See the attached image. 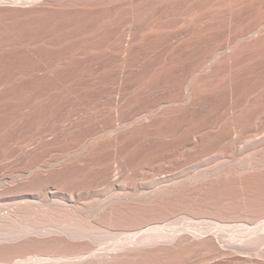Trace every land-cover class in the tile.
<instances>
[{
  "label": "bare ground",
  "instance_id": "obj_1",
  "mask_svg": "<svg viewBox=\"0 0 264 264\" xmlns=\"http://www.w3.org/2000/svg\"><path fill=\"white\" fill-rule=\"evenodd\" d=\"M18 1L19 2L15 1L17 4L14 5V6H18V7H20V9L23 8L22 10H24L25 7H22V6L26 5V7L28 8L27 10H29V13L33 14L32 16L38 15L40 17L41 15L48 16V15H51V14L61 13L63 11H72V10H74V12H75V10H76V12H77V10L79 11L81 9H83V10L86 9L87 10V9H89L91 7L93 8V6L94 7L95 6H97V7L98 6L105 7L106 10H107V8L109 6L110 8H112L114 10V12L115 11L118 12L119 9L121 7H124V6H132V8H133V6H135V5H138V4H142L143 5L144 4L145 6H143V7H146V5L150 6V4L153 5L155 3H156L155 5H157V6H159V5H160V7L163 6L164 7V11H165L166 9L171 10V8H170L171 5L175 6V4L172 3V1H176V0H18ZM181 1L182 0H180V2ZM230 1H232V0H229V2ZM250 1L252 2V4L253 3L254 4L257 3L259 5L257 7L255 5V8L249 9L248 11H239L237 13V15L233 14V13H231V14L229 13L230 14L229 18H232V19L236 15L235 17H236L237 23H238V25L236 24L237 28H232L233 26L232 27L230 26V25H232V23L230 25L227 23L229 26L222 25V24H220V22L216 23L215 25H212L210 23V21L206 20L205 23H202L203 25H201V27L199 25L197 26V27H199L198 29L197 28L196 29H190L189 27H186V28H183V29L180 28L179 30H177L176 32H174L172 34L171 33L168 34V33L164 32V34L165 33L167 34V35L165 34L164 37H162L163 34L162 35L160 34V32H162L160 29H159L160 32L158 31L159 34H155L154 32H149L148 33L150 35H153V38L156 40L155 42L153 40V44L155 43L154 44L155 47H161V53L158 51L159 55L157 54V56L159 57V58L158 57L157 58L160 61L159 65L157 64L158 62H156V64L153 63L155 66L156 65L159 66L156 69V71H158L157 73L159 74V75L156 76V77H158V78H156L157 81L154 79L156 81V84H154V81L151 82V80H153L152 79V73L146 72V73L150 74V75L148 74L149 76L145 74V76L149 77V78L145 77V78H148V80H146L145 84L148 86L149 91H148V88L147 89L145 88L148 92H147V95L145 94L146 95V97H145L146 106L141 104V106H143V108H145L142 112H139L141 110L134 111L133 110L134 106H132L133 107V109H132L130 104L126 105L127 99H126V95L125 94H127V91L125 93L124 92L125 90L122 89V85L123 84H122V80L120 79L122 77H120L119 78L120 80H117V82L119 84V89L118 90L116 89L117 90V92H115V93H117L115 95L116 97L115 98L113 97L114 99L112 100V103L110 105L111 108H110V112H109L110 115L109 116L112 118L113 122L109 121L111 123L108 126H106L107 125L106 124L105 125V129L104 128L103 129H97L96 133L93 134V135L84 134V135H86V137L84 136V139L82 140V142H80L81 140L79 141L80 145L77 144V142H76L77 145H75V146H73V144L71 145V143H69L70 142L69 140H71V138H73L72 137L74 135L73 132H76V130L74 131V129L75 128L80 129V127L82 126L81 122L79 123L77 121L79 124L78 123L75 124L74 120L73 121L71 120V118L73 117V115L71 114L73 109L71 110L69 108L67 110L68 114L65 113L67 115L64 116V117L62 115L59 118L58 115H57L58 118H55V120L53 121L54 127H53L51 132H52L53 136H56L57 138L59 137L61 140L63 139L64 143H66L65 147H64L66 149L64 150V153H62L64 155L63 156L61 155V157H58L55 154H53L54 153V151H53V153H50L51 155H49L47 158H41L40 155H39L40 158H33V157L24 158L25 157L24 156L23 157L24 159H21V161H19L18 164H20V162H22V163H24L27 166V168L26 167H25L26 169L17 168L16 171L14 170L15 172L12 171L13 174L14 173L15 174L13 176V174L11 173L13 178L12 179L9 178L10 179L9 181H7L8 179H6V176L4 177V179L0 180V188H1V186H4V187L7 186L8 187L9 184H12V185H16V184H18V185L19 184H23V185L24 184H32V186H33L35 184L34 181L36 179H38V182H39V180L41 181V179H42V185L41 186L39 185L40 188L38 187L39 188V192H38V189H37V191H35V192H38V194H35V196H33L34 193L32 195V194H27V193L23 192L24 194L22 193V195L21 194H20V196L18 195V199H20V202L18 203V205H16L14 208L12 207V208L6 209L3 212L0 211V245H2V243L4 244L5 242H10V243L15 242V241L18 242V240H23L26 237L29 238V236H31V235H36V236L39 237V236H46V235H52V234H57V235L61 234V236L63 235L65 237H67V238H70V239L72 238V239H75V240L76 239L77 240L78 239H80V240L84 239L85 240V238L89 239V238L95 236L94 234L96 232H98V231L100 232L104 228V226L102 224H100V222L98 221L99 224L102 225V227H103L102 229H100V227L97 224H94L96 221L94 223H92L94 220H92V219H91L92 221L91 220H87L83 216L84 213H85V210L87 212V208H86L87 207V203H85V201H87L86 199H90V201L93 200L94 201L93 203L96 202V206H97V204L98 205H102L101 206V210H100L101 213L103 215H109L108 217L111 218V217H113L112 216L113 214L115 215V214H119L121 212L123 213L122 210H125V209L128 210V208H126V207H129L127 205H130L131 203L134 204V205L132 204V207L133 206L135 207L136 205H141V206H144V205H148L149 206L150 205V206H154V207H157V206L159 207V206H166V205H168V206L171 205L172 206V205H177V204L185 205L186 203H189L191 205V203L195 202V201L193 202L192 200H194V195L193 194L196 191L202 192V191L205 190V188H207L211 192V189L213 187L214 188L217 187L216 183L219 184V181H223L224 184H225L224 180L228 181V178H231L232 181H234L233 179H239L237 177H241L242 178V176H245V174L247 175V173L249 171L252 172V173H253V171H255V172L256 171L257 172L260 171L261 172L262 169H264V157L259 156L258 153H262L264 151V136H263V133H264L263 132L264 131L263 130L264 129V0H250ZM250 1L247 0V2H248L247 6L249 5ZM2 2L6 3V1L0 0V5L1 6L3 4ZM178 2H179V0H178ZM222 2H224V1H222ZM241 2L243 4V1H241ZM185 3H183V4L185 5ZM178 4H182V3H178ZM234 4H232V5H234ZM242 4H239V5H242ZM245 4H246V2H245ZM252 4H251V6H253ZM235 6L237 7V5H235ZM97 7L95 9H98ZM15 8H17V7H15ZM138 8L141 9V6H138ZM206 8H208V7H205V9ZM230 8H235V7H233V6L231 7L230 6ZM237 8H239V6ZM126 9H127V7L126 8L124 7L125 11H126ZM131 9H128L127 11H130ZM134 9H132V10H134ZM101 10H103V8ZM110 10L111 9H109V11H108L109 13L111 12ZM161 10H162V7H161ZM195 10H196V8H195ZM8 11H9V9H8ZM18 11H20V10H18ZM94 11L95 10H93L92 12H94ZM137 11H135V12H137ZM235 11H236V8H235ZM237 11H238V9H237ZM76 12L72 13V14L75 15ZM133 12L134 11H132V13ZM163 12H161V13H163ZM200 12H201V10H200ZM206 12L209 13L210 11H206ZM24 13H27V11L24 12ZM99 13H100V10H99ZM124 13H122V14H124ZM156 14H157V12H156ZM206 15H208V14H206ZM206 15L205 16L203 15L204 18H199V19H206L207 18ZM216 15H218V14L216 13ZM15 16H16V14H15ZM108 16H109V14H108ZM123 16H125V15H123ZM133 16H135V15H133ZM148 16H151L150 13H149ZM170 16H172V15H170ZM208 16L210 17V15H208ZM30 17H31V15H30ZM153 17H154V15H153ZM84 18H86V17L84 16ZM149 18H151V17H149ZM178 18H180V17H178ZM178 18H176V19H178ZM217 18L218 19H216V18H214V19H216V21H217V20H219V17H217ZM30 19H33V18H30ZM91 19L93 20V18H91ZM112 19H113V17H112ZM116 19H118V18H116ZM119 19H121V18H119ZM146 19L148 20V17ZM73 20H75V19H73ZM85 20H87V19H85ZM173 20H174V18H173ZM173 20H172V22H173ZM226 20H224V21H226ZM66 21H67V19H66ZM66 21H65V24L67 23ZM77 21H79V20H77ZM127 21H128V19H127ZM149 21H150V19H149ZM204 21L205 20H203V22ZM128 22H130V21H128ZM36 23H35V25H36ZM137 23H138V20H137ZM137 23H136V25H137ZM93 24H95V23H93ZM126 24H128V23H126ZM175 24H174V26H175ZM180 24H181V22H180ZM224 24H226V22H224ZM75 25H77V23ZM143 25H145V24H143ZM93 26H95V25H93ZM100 26H102V25H100ZM120 26H122V25H120ZM156 26H159V25L156 24L155 27H153V28H156ZM178 26H176V27H178ZM161 27H164V26H161ZM167 27H164V28H167ZM176 27H174V28H176ZM122 28H124V26ZM135 28H136V26H135ZM87 29H85V30H87ZM131 29L132 28H130L128 30H121V29L118 28L117 30L113 29V31H112V33L115 32L117 34V32H119V30H120L119 34H121V36H120L121 39L119 38V40H121L120 41L121 43L119 42L120 45L119 44H115V43L114 44L118 46L117 48L115 46L116 50H119V51L123 52L124 54H122L123 56H120L118 54L119 51H117L116 52L117 56L114 55L116 57H113V58H115L114 60H117V61H120L121 63H123V65H126V64H128V62H131V61L137 59L136 57H138V56H134L135 54L136 55L138 54V53L135 52V50L138 49V48H139L138 50H140V47H138L134 43L135 42L136 43L137 42H144L145 40H147V37L150 36V35L146 36L147 35V34H145L146 32L145 33L142 32V34L139 35V36H141V37H139L140 39H137V35L140 34L139 31L136 30L137 28L135 30H131ZM171 29H172V27H171ZM75 30H77V29H75ZM152 30H154V29H152ZM162 30H164V29H162ZM167 30H168V28H167ZM71 31H72V29H71ZM154 31H156V30H154ZM45 32H46V30H45ZM107 32H109V31H107ZM44 33H42V34H44ZM48 33H49V31H48ZM115 33H114V35H115ZM63 34H61V35H63ZM110 35H111V33H110ZM113 36H112V39H115ZM78 37H79V35H78ZM159 37H162V39H160ZM66 38H68V35H67ZM58 39H60V38H58ZM108 39H110V38H108ZM41 40L43 41L42 38H41ZM62 41H63V39H62ZM65 42H66V40H65ZM101 46L102 45H100L99 47H101ZM105 46H106V44H105ZM105 46H103V47H105ZM69 47L70 46H68V48ZM71 47H73V46H71ZM112 47H113V45H112ZM95 49H96V47H95ZM156 49H160V48H156ZM114 52H115V50H114ZM112 53H113V51H112ZM78 54H79V52H78ZM59 55H61V54H59ZM70 57H68V58H70ZM86 57H87V55H86ZM41 58H39V59H41ZM91 58H93V57H91ZM140 58H141V56H140ZM80 59L82 60V58H80ZM152 59H153V57H152ZM103 61H105V60H103ZM74 62H75V60H74ZM153 62H154V59H153ZM151 63H152V61H151ZM119 65H120V63H119ZM96 66H97V64H96ZM131 66H133V65H131ZM151 66H153V65H151ZM128 70H130V69H128ZM98 72H100V71H98ZM96 73H94V74H96ZM141 75H142V73H141ZM153 75H156V74H153ZM250 75H251V79L252 80H249L250 78L247 79ZM110 79H111V77H110ZM141 80H143V78ZM99 81H100V79H99ZM107 81L108 80H106L105 82H107ZM110 81H112V80H110ZM76 82H78V81H76ZM94 83H93V85H94ZM98 83L99 82H97V84ZM107 83H109V82H107ZM114 83H115V81H114ZM57 84H59V83H57ZM132 84H135V83H132ZM151 84L156 85L155 87H156V89H158L157 90L158 94H155L154 91L150 90V88L152 87ZM94 86H96V84ZM217 86H219V88ZM220 86L222 88H220ZM212 87H217V90L221 89V93L219 94L220 96L216 98L218 93L217 94L214 93L216 95L215 96L213 93L211 94L209 92L211 95L215 96L214 97L215 100H213L211 102L207 101V102H209L208 107H207L206 105H204V103H206V102L203 103V99H204L203 96L204 95H202V94L206 90H210V88H212ZM52 88H53V86H52ZM85 88H86V86H85ZM89 88H91V86ZM113 88H116V87H113ZM132 88H135V86L132 87ZM146 90H144V91L146 92ZM212 90H213V88H212ZM72 91H74V90H72ZM128 91H130V89ZM144 91H143V93H145ZM111 93H112V91H111ZM130 93L132 94V92H129V94ZM139 93H137V94H139ZM141 93H142V91H141ZM209 93H207V94H209ZM57 95H59V94H57ZM140 95L141 94H139V96ZM207 96H209V95H207ZM130 98H131V96H130ZM141 98H142V96H141ZM131 99H134V98H131ZM135 99H137V98L135 97ZM210 99L208 98L207 100H210ZM134 101L136 103V100H134ZM128 102H129V100H128ZM62 104H63V102H62ZM139 104H140V102L138 103V105ZM136 105H137V103H136ZM127 108H129L128 109L129 110L128 116H126L127 115L126 114L127 113ZM130 109H132L133 112H130ZM101 110L99 112H101ZM99 112H98V114H99ZM102 112H103V110H102ZM82 116H83V114H82ZM102 117H104V116L102 115ZM50 119H52V118L50 117ZM76 119H78V118H75V120ZM108 120H110V118ZM116 120L118 122H120V123L119 124L116 123ZM88 122H90V121H88ZM181 122L184 123V125L180 126ZM194 122H197V123L194 124ZM85 130H86V128H85ZM260 131L263 132V133H260ZM233 132L240 133V136L237 133L236 134L238 136L234 135ZM80 133H81V130H80ZM258 134H259V137H257ZM260 134H262V138L260 137ZM52 139H53V137H52ZM141 139L145 140V142L147 143V146H148L147 151H146V149H144V147L141 146V149L143 148L144 151L147 152V155H145L146 157L144 158V160L142 161V163L138 167L135 166L136 168L135 169L132 168L131 171H129V169L126 170L127 166L125 168L124 167V163H123L124 155H125V152L127 150L125 148V146L126 145L128 146L129 143L131 144V146H132V143H134V144L136 143L137 144L138 142H140L139 140H141ZM24 143H25V141H24ZM74 144H75V142H74ZM136 144L134 145L135 147H136ZM141 145H142V143H141ZM36 147H37V145H36ZM145 147H146V145H145ZM21 148H23V147H21ZM139 148H140V146L138 147V149ZM32 149H33V147H32ZM143 149H142V151H143ZM212 149L213 150L215 149V151H217L216 156H214V155L213 156L210 155L211 157L210 156H204L206 153H208V151H210ZM26 150H28V149H26ZM60 150H62V149L60 148ZM135 151H136V149H135ZM193 151H199L201 153L203 152L204 155L203 154H198L199 157H200V160H197L198 159L197 156H196L197 157L196 160H192L191 159L192 161H196V163H198V164H196L197 165L196 167L191 168L189 166L190 168H185V166L181 162L184 159H186V160L189 159L188 157L192 154ZM215 151L213 152L214 154H215ZM259 151H261V152H259ZM104 153H107V158L105 157L106 155ZM195 153L196 152H193V155ZM126 154H127V152H126ZM132 154H134V153H132ZM132 154H131V156H133ZM129 155H130V152H129ZM200 155L204 156L205 158H207V157L208 158L205 159L204 157H201ZM127 157H129V156H127ZM127 157L125 159H127ZM137 157H139V156H137ZM140 157H142L141 154H140ZM215 157L218 158V161H217V159ZM19 158H21V157H19ZM134 158H136V157H134ZM201 158H204V159H201ZM219 158H220V160H219ZM141 159L142 158H139V160H141ZM129 161H127V162H129ZM197 161H200V162H197ZM137 162H139V161H137ZM184 162H185V160L183 161V163ZM132 163H133V165H135L134 162H132ZM181 164L184 166L185 169L182 168V166H180ZM129 165H130V163H129ZM88 171H90V174H91L90 176L95 181L96 180L97 181L98 180L105 181L104 182L105 184H104L103 187H104V191L106 192L105 195H107V196L104 197L105 195L103 194L104 195L103 196L104 199L98 200L100 198H96V197L98 196V192L99 191H96V190H94L92 188L86 189L85 191L82 190L83 192H77V191L76 192H74V191L72 192L71 191V193H64V192H62L63 189L59 190L58 187L60 185L64 184V183L76 182V181H79V180L83 179L82 177H84V175ZM144 176H146V177H144ZM252 176H254V175L252 174ZM8 177H10V176H8ZM143 177L146 180V181H144L145 182V184L143 185L144 187H142L140 185L138 186V181L140 179H142ZM144 178L142 180H144ZM248 178H249V176H248ZM248 178H246V179H248ZM258 180L260 181V179H258ZM249 181H251V180H249ZM131 182H134V185L133 184L131 185L130 184ZM247 182H248V180H247ZM80 183H81V181H80ZM230 183H232V182H230ZM140 184L142 185L143 182L140 183ZM232 185H233V183H232ZM9 186H11V185H9ZM16 186H13V189ZM208 187H210L211 189L208 188ZM255 187H256V185H255ZM263 187L264 186H262V188ZM229 188H231V187H229ZM1 189H3V187ZM207 189H206V191H207ZM6 191H8V190L6 189ZM29 192H31V191H29ZM229 192H231V190L228 191L227 193H229ZM231 194L232 193H230V195ZM243 194L244 193H242V195ZM250 195L252 197V194H249V196ZM191 197H193V199ZM196 197H198V196H196ZM196 197H195V199H196ZM237 197H239V195ZM7 198H5V200ZM32 198L34 200H31ZM206 198H205V203H202V205L203 204H205V205L209 204L208 202L206 203ZM254 198H255V196H254ZM0 199H3V198H0ZM82 199H85L84 202L81 201ZM11 200H13V198H11ZM35 200H41L43 202H47L48 204L36 205L37 201H35ZM1 201H3V200H1ZM17 201H19V200H17ZM203 201H204V199H203ZM7 202L8 201L6 200V203ZM217 202L218 201H216V203ZM260 202H258V203H260ZM1 203H3V202H1ZM1 203H0V205H1ZM6 203L4 202V204H2V206L5 205ZM8 203H10V204H8ZM8 203H7L8 205H12V202H8ZM37 203L42 204L41 202H37ZM93 203H89L88 204V207H91L92 210H93V207L95 206ZM222 203H223V201H222ZM232 203L230 205H233ZM92 204H93V207H92ZM262 205H263V203H262ZM255 206H256V204H255ZM177 207H178V205H177ZM218 207H219V205H218ZM239 207H237V208H239ZM139 208H141V207L139 206ZM160 208H162V207H160ZM194 208H196V207H194ZM210 208H213V207H210ZM228 208H230V207H228ZM233 208H234V206H233ZM149 209H150V207H149ZM89 210H91V209L89 208ZM218 210L219 209H217V211ZM221 211H223V210H221ZM229 211H231V210H229ZM124 212H126V211H124ZM204 213H207V212H204ZM212 213H214V212H212ZM123 214H125V213H123ZM174 214H176V213H174ZM224 214H222V215H224ZM110 215H111V217H110ZM138 215H140V214H138ZM226 215H228V214H226ZM230 215H231V213H230ZM95 216L97 217V215H95ZM115 216H118V215H115ZM125 216H126V214H125ZM101 218L105 219V217H101ZM128 218H130V217H128ZM136 220H137V218H136ZM152 220H154V219H152ZM104 221H106V220H104ZM133 221H135V220H133ZM98 222H96V223H98ZM137 222H138V220H137ZM140 223H143V222L140 221ZM192 226H190V227H192ZM193 228H195L194 231H191V230L183 228V229L189 231L188 235H187V233H184L185 234L184 237H180L178 235V233L177 234H170V235L168 234V235L164 236V235H158V233L156 232L157 236L155 234L156 237H154L153 239L152 238L150 239V238H148L146 236H145V238H147V240L149 239L150 242H149V240H148V242L149 243L152 242L154 245H155V242L156 243L160 242L163 239H164V242L167 241V243H169V244L170 243L171 244H173V243L175 244V243H177L180 240V238H183V241L190 240V241L194 242V246L196 247V245H195L196 243L195 242H201L202 241L204 243V246L206 247V249L209 248V250L214 252L213 255L226 256L224 254H227V251L231 252V250H228V249L226 250L225 247H223L221 245V241L215 235V233L207 231V229L206 230L205 229L196 230V226L193 227ZM219 228H221V227H219ZM219 228H218V230H219ZM183 229L181 228V229H179V231L183 230ZM214 229H216V228H214ZM103 231H104V229H103ZM162 231H163V229H162ZM172 231H170V232H172ZM211 231H213V229ZM174 232H176L175 229H174ZM180 233H181V231H180ZM218 234H220V233H218ZM150 235H152V234H150ZM167 238L170 241H168ZM72 239H71V241H72ZM127 239H126V241H127ZM141 239H143V238H141ZM143 240H140V244L141 245L142 244L144 245V242L145 243L147 242V240H144V241ZM68 241H69V239H68ZM141 241H142V243H141ZM242 241H244V240H242ZM245 241H247V240H245ZM135 242L138 243L139 241H135ZM230 242H231V240H230ZM62 243H63V241H62ZM149 243H147V244H149ZM179 243H180V241H179ZM147 244H146V246H148ZM200 244H198V246ZM126 245H127V243L125 244V246H124V244H122V246L121 245H119V246L117 245L118 247L116 248V250L122 251L124 253H128V252H131L133 250L132 247H135V243H134L133 246H132V244H129L132 247H128L129 245L128 246H126ZM143 245H142V247H143ZM166 247H167V245H166ZM181 247H182V245H181ZM188 247H189V245H188ZM137 248L140 249V247H137ZM196 248H198V247H196ZM79 249L81 250L82 248H79ZM165 249L168 250V248H165ZM72 251H74V250H72ZM141 251H140V254H141ZM149 251H150V249H149ZM168 251H170V250H168ZM81 252L83 253V251H81ZM202 252L204 253V251H202ZM230 252H228V254H230ZM241 252H240V254H241ZM74 253H75V251H74ZM74 253H73V255H74ZM82 253L81 254L79 253V254L75 255V258L82 259L81 256L82 255L85 256ZM86 253H88V251H86ZM90 253H91V251H90ZM145 253H147V252H145ZM154 253H155V250H154ZM206 253H207V251H206ZM233 253H235V252H233ZM128 254H130V253H128ZM125 255H127V254H125ZM211 255H210V257H211ZM238 255H239V253H238ZM242 255H244V254H242ZM256 255H257V253H256ZM263 255H264V253H263ZM89 256H90V254H89ZM95 256H96V254L94 255V257ZM227 256H229V255H227ZM200 257L198 256V258H200ZM219 257L221 258V256H219ZM85 258L87 260V257H85ZM89 258L90 257H88V260H89ZM233 258H234V256H233ZM80 259H79V261H77L75 259L77 262H73V263H67L66 262V264H91L92 263V258L90 259L91 261L89 260L87 262H84V261H86L85 259H82L83 261H81ZM89 262H91V263H89ZM103 262H105V261L104 260H99V261H96L94 264H104ZM108 262H110V261H108ZM202 262H203V260H202ZM253 263H251V264H253ZM61 264H63V263H61ZM109 264H111V263H109ZM193 264H195V263H193ZM220 264H221V262H220ZM225 264H227V262Z\"/></svg>",
  "mask_w": 264,
  "mask_h": 264
},
{
  "label": "rangeland",
  "instance_id": "obj_2",
  "mask_svg": "<svg viewBox=\"0 0 264 264\" xmlns=\"http://www.w3.org/2000/svg\"><path fill=\"white\" fill-rule=\"evenodd\" d=\"M3 1H6V3L2 2L3 3L2 6L0 5V180L4 179V177L6 176V179H8L7 181L10 180L9 178H11V179L13 178L15 173L13 174L12 171H14V170L16 171L17 168H19V169H21V168L26 169L27 168V166L22 162H20V164H18V162L21 161V159H24L26 157L27 158L28 157L29 158H31V157H33V158H40V157L41 158H47L49 155H51L50 153H53V151H54L53 154H55L58 157H61V155L62 156L64 155L62 153H64V150L66 149V148H64L66 143H64L63 139L61 140L59 137L57 138L56 136H53L51 131L54 127L53 121L55 120V118H58V117L60 118L62 115H63V117L66 116L68 114L67 110L69 108L71 110L73 109L71 112V114L73 115L71 120L72 121L74 120L75 124L78 122L79 123L81 122V125H82V126L80 125L81 126L80 129H77V128L74 129V131L76 130V132H73V134H74L72 136L73 138H71V140H69L70 141L69 143H71V145L73 144V146H75L77 144L80 145L79 141L81 140L80 142H82V140L84 139V136L86 137L87 134L93 135L96 133L97 129H103V128L105 129L106 124H107L106 126H108L111 122H113L112 118L109 116L110 115L109 112H110V108H111L110 105L112 103V100L116 97L115 95L117 94L115 92H117V90L119 89V84H118L117 80H120V79L122 80V84H123L122 89L125 90L124 91L125 93L127 91V94H125L123 92L126 95V99H127L126 105L130 104L131 107L134 106V109L132 107V109L134 111L141 110L139 112H142L145 109V108H143V106H141V104L146 106L145 97L147 95V92L149 91V88L145 83H146V80H148V78H149L148 77L150 75L149 73H152V79L153 80H151V82L154 81V84H156V81H157L156 78H158L156 76L159 75L157 73L158 71H156V69L159 67L158 65L160 63V61L158 60L159 57L157 56V54L159 52L161 53V47H155V45H154L155 43L153 44V40H154V42L156 40L153 38V35L148 34L149 32H154L155 34H159V32L161 30L162 32H160V34L161 35L163 34L162 37H164L166 33L172 34V33L176 32L177 30H179L180 28L183 29V28L189 27L190 29H196V28L198 29L199 27H197V26L199 25L201 27V25H203L202 23H205L206 20L210 21V23L212 25H215L216 23L220 22V24H222V25L229 26L232 23V25H230V26L231 27L233 26L232 28H237L236 26L238 25V23H237V19L235 17L237 15V13L239 11H248L249 9L255 8V5H256V7L259 5L257 3L252 4V2L250 0H249L250 2H249L248 6H247V4H248L247 0H241V1H243V4L240 0H235V1L232 0L230 2H229V0H217V1L216 0H207V1L206 0H203V1L202 0H199V1L198 0H192V1L191 0H189V1L188 0H185V1L182 0L181 2H180V0H179V2H178V0H176L177 2L172 1V3H174L175 6L171 5V7H170L171 10L166 9L167 11L166 10L164 11L163 6H161L162 7V10H161L160 5L158 4L159 6H157V5H155L156 4L155 3L153 5L150 4V6L146 5V7H143V6H145L144 4L143 5L142 4L135 5V6H133V8H132V6H124L125 8L127 7L126 11L128 9H131V8L136 9V10L131 9L130 11H127V12L124 10V7H121L118 12L117 11L114 12V10L108 6V8L111 9L110 10L111 12L109 13L108 8L106 10L105 7H101V6H98V7L95 6L94 7L93 6V8L91 7L87 10L81 9L79 11L77 10V12L75 10V12H76L75 15L72 14V13H75L74 10H72V11H63L61 13L51 14V15L47 14L48 16L41 15L39 17L38 15L32 16L33 14L29 13V10H27L28 8L26 7V5L22 6V7H25L24 10H22L23 8L20 9V7L14 6L17 4L16 2H19L18 0H3ZM222 1H224L225 3ZM245 2H246V4H245ZM178 3H182V4H178ZM183 3H185V5ZM232 4H234V5H232ZM239 4H242V5H239ZM251 4L254 7L251 6ZM235 5H237V7L239 6V8H237ZM138 6H141V9H139L140 7L138 8ZM230 6L235 7L236 11H235V8H230ZM15 7H17V8H15ZM96 7L98 9H95ZM205 7H208V8L205 9ZM100 8L101 9L103 8V10H101ZM188 8L189 9L191 8V9L189 10ZM195 8H196V10H195ZM8 9H9V11H8ZM199 9L201 10V12ZM237 9H238V11H237ZM18 10H20V11H18ZM93 10H95V11L92 12ZM99 10H100V13H99ZM23 11L24 12L27 11V13H24ZM132 11H134L133 12L134 14L132 13ZM135 11H137V12H135ZM206 11H210V12L208 13ZM148 12L150 13L151 16H148L149 15ZM156 12H157V14H156ZM161 12H163V13H161ZM122 13H124V14H122ZM216 13L218 15H216ZM229 13L230 14L233 13L236 15L232 19V18H229V16H230ZM15 14H16V16H15ZM69 14L70 15L72 14V15L70 16ZM108 14H109V16H108ZM202 14L204 16L206 14H208V15H210V17L212 19L208 15H206V17H207L206 19H199V18H204ZM30 15H31V17H30ZM123 15H125V16H123ZM133 15H135V16H133ZM153 15H154V17H153ZM170 15H172V16H170ZM84 16L86 18H84ZM111 16L113 17V19ZM147 17H148V20L146 19ZM149 17H151V18H149ZM178 17H180V18H178ZM217 17H219V20L216 21V19H218ZM30 18H33V19H30ZM91 18H93V20ZM116 18H118V19H116ZM119 18H121V19H119ZM173 18H174V20H173ZM176 18H178V19H176ZM214 18H216V19H214ZM66 19H67V21H66ZM73 19H75V20H73ZM85 19H87V20H85ZM127 19L130 22H128ZM149 19H150V21H149ZM77 20H79V21H77ZM137 20H138V23H137ZM172 20H173V22H172ZM203 20H205V21L203 22ZM224 20H226V21H224ZM65 21L67 22L66 24H65ZM180 22H181V24H180ZM224 22H226V24H224ZM35 23H36V25H35ZM76 23H77V25H75ZM93 23H95V24H93ZM126 23H128V24H126ZM136 23H137V25H136ZM173 23L174 24L176 23L175 26ZM143 24H145V25H143ZM156 24L159 26H156V28H153V27H155ZM93 25H95V26H93ZM100 25H102V26H100ZM120 25H122V26H120ZM134 25L136 26L137 29L135 28ZM160 25L164 26V27L168 26L167 27L168 30H167V28L161 27ZM123 26H124V28H122ZM170 26L172 27V29ZM176 26H178V27H176ZM117 27L121 30H128L130 28H132L131 30L136 29L140 33L137 35V39H140L139 37H141V36H139V35H141L142 32L143 33L146 32L145 33V34H147L146 36L150 35L147 37V40H145L144 42H137V43L135 42L134 43L135 45L140 47V50H138L139 49L138 47H137L138 49L135 50V52L138 53L139 55L135 54L134 56H138V57H136L137 59H135L131 62H128V64H126V65H123V63H121L120 61L114 60L115 58H113V57L117 56L116 52L119 51V50H116V48L118 46L115 44H119V42L121 41V40H119V38L121 39V37H120L121 34H119L120 30H119V32H117V34L114 32L115 35H114V33H112L113 29H116V30L118 29ZM174 27H176V28H174ZM161 28L164 30H162ZM71 29H72V31H71ZM75 29H77V30H75ZM85 29H87L88 31ZM152 29H154L156 31H154ZM45 30H46V32H45ZM48 31H49V33H48ZM107 31H109V32H107ZM103 32L104 33L106 32L107 34L106 33L104 34ZM164 32H166V33L164 34ZM42 33H44V34H42ZM110 33H111V35H110ZM61 34H63V35H61ZM67 35H68V38H66ZM78 35H79V37H78ZM112 36L115 39H112ZM162 37H159V38L162 39ZM41 38L43 39V41L41 40ZM58 38H60V39H58ZM108 38H110V39H108ZM62 39H63V41H62ZM65 40L67 43L65 42ZM105 44H106V46H105ZM100 45H102V46L99 47ZM112 45H113V47H112ZM68 46H70L69 47L70 49L68 48ZM71 46H73V47H71ZM103 46H105V47H103ZM115 46H116V48H115ZM95 47H96V49H95ZM156 48H160V49H156ZM113 49L115 50V52ZM112 51H113V53H112ZM78 52H79V54H78ZM59 54H61V55H59ZM118 54L120 56H123L122 54H124V53L119 51ZM86 55H87V57H86ZM114 55H116V56H114ZM140 56H141V58H140ZM68 57H70V58H68ZM91 57H93V58H91ZM152 57L154 59V62H153ZM39 58H41V59H39ZM80 58H82V60ZM102 59L105 61H103ZM74 60H75V62H74ZM151 61H152V63H151ZM156 62H158L157 63L158 65L155 66L154 64H156ZM119 63H120V65H119ZM96 64H97V66H96ZM131 65H133V66H131ZM151 65H153V66H151ZM128 69H130L131 71ZM98 71H100V72H98ZM146 72H149V73H146ZM94 73H96V74H94ZM141 73H142V75H141ZM145 74L146 75L149 74V75L145 76ZM153 74H156V75H153ZM110 77H111V79H110ZM120 77H122V78H120ZM145 77H148V78H145ZM142 78H143V80H141ZM99 79L102 83L99 81ZM247 79L252 80L251 75ZM106 80H108L107 82H109V83L105 82ZM110 80H112V81H110ZM76 81H78V82H76ZM114 81H115V83H114ZM97 82H99V83L97 84ZM57 83H59V84H57ZM93 83H94V85L96 84V86H94ZM132 83H135V84L137 83V84L135 85ZM52 86H53V88H52ZM85 86H86V88H85ZM90 86H91V88H89ZM134 86H135V88H132ZM151 86L153 88L151 87L150 90L154 91L155 94H158V91H157L158 89H156V87H155L156 85L151 84ZM113 87H116V88H113ZM217 87L219 88V86H217ZM217 87H212L213 90H212V88H210V90H206L202 94V95H204L203 96V98H204L203 103L206 102V103H204V105H206L207 107H208L209 102L215 100L214 97L216 95L214 93H216V94L218 93L216 98L220 96L219 94L221 93V89L217 90ZM126 88L128 90L130 89V91H128ZM145 88L146 89L148 88V91ZM220 88H222V87L220 86ZM72 90H74V91H72ZM144 90H146V92ZM111 91H112V93H111ZM141 91H142V93H141ZM143 91L145 93H143ZM129 92H132V94L131 93L129 94ZM209 92L211 94L213 93L215 96L211 95ZM137 93H139L141 95L139 96V94H137ZM207 93H209V94H207ZM57 94H59V95H57ZM206 94L209 96H207ZM130 96H131V98H134V99H131ZM141 96H142V98H141ZM135 97L137 99H135ZM208 98L209 99L211 98V99L207 100ZM128 100H129V102H128ZM134 100H136L137 105L139 102H140V104L137 106ZM207 101H209V102H207ZM62 102H63V104H62ZM101 109L103 110V112ZM128 109L129 108H127V113H126L127 115L126 116H128V114H129ZM132 109H130V112H133ZM100 110H101V112H99ZM98 112H99V114H98ZM65 113H67V114H65ZM81 113L83 114V116ZM57 115H58V117H57ZM102 115L104 117H102ZM50 117L52 119H50ZM75 118H78V119L75 120ZM109 118H110V120H108ZM88 121H90V122H88ZM109 121H111V122H109ZM116 123L119 124L120 122H118L116 120ZM195 123H197V122H194V124ZM180 124H181L180 126L184 125V123H182V122ZM85 128H86V130H85ZM80 130H81V133H80ZM237 132H233V134L236 136H238V135L240 136V133H237ZM263 132L260 131V133H263ZM84 134H86V135H84ZM263 136H264V133H263ZM52 137H53V139H52ZM257 137H259V134ZM260 137L262 138V134H260ZM24 141H25V143H24ZM139 141L140 142H138L137 144L135 143L136 147L134 146L135 144L132 142H131L132 146L130 143L128 144V146L127 145L125 146V148L127 149V150L125 149L127 154L125 152L123 163H124L125 168L127 166L126 170L129 169V171H131L132 168L135 169L136 167H138L142 163L144 158L146 157L145 155H147V152H146L147 148H148L147 143L145 142V140H142V139ZM74 142H75V144H74ZM76 142H77V144H76ZM141 143H142V145H141ZM36 145H37V147H36ZM145 145H146V147H145ZM139 146H140V148H139L140 150L138 149ZM141 146L144 147V149H146V151H144L143 148H142L143 149V151H142ZM21 147H23V148H21ZM32 147H33V149H32ZM133 147L136 149V151ZM60 148L62 150H60ZM26 149H28V150H26ZM214 151H215V149L214 150L212 149V150L208 151V153H206L205 155L203 152L201 153L199 151H193L196 153L193 155V152H192V154L190 155L191 157L189 156L188 157L189 159H187V160L184 159L185 162L183 163V161H184L183 160L181 163L185 166V168H190V167L194 168L197 166L196 164H198V163H196V161H192V160H196L197 157H198L197 160H200V157L198 154H203L204 156H210V155L216 156L217 151H215V154L213 153ZM129 152H130V155H129ZM259 152H261V151H259ZM132 153H134V154H132ZM262 153H258V154H259V156L264 157L263 156L264 153L263 154ZM104 154L106 155V156L105 155L104 156L107 158V153H104ZM131 154L133 156H131ZM140 154L142 155V157H140ZM39 155H40V157H39ZM136 155L139 157H137ZM127 156H129V157H127ZM200 156L204 157L202 155H200ZM19 157H21V158H19ZM126 157H127V159H125ZM134 157H136V158H134ZM139 158H142V159L139 160ZM204 158H201V159H204ZM207 158H205V159H207ZM215 158L218 161V158L217 157H215ZM219 160H220V158H219ZM127 161H129V162H127ZM137 161H139V162H137ZM132 162H134L135 165H133ZM197 162H200V161H197ZM129 163H130V165H129ZM182 164L180 166H182V168H184V166ZM259 172L253 171V173H252L249 171L247 173V175L245 174V176H242V178L237 177L239 179H233L235 182L232 181L231 178H228V181L224 180L225 184L223 181H219V184L216 183V186H217V187H215L216 189L213 187L214 189L212 188L213 189L212 190L210 187H208L211 189V192L207 188H205V190L202 191L203 193L196 191L195 192L196 194L195 193L193 194L194 200H192L193 197H191L192 198L191 200L193 202L195 201L196 203L195 202L191 203V205L189 203H186L185 205L177 204L178 207H177V205H172V206L166 205V206H159V207L158 206L154 207V206H150V205L149 206L144 205L145 206L144 207L141 205H136L135 207L134 206L132 207L133 203H131L130 205H127L129 207L131 206L130 208L125 206L126 208H128V210L127 209L122 210L123 213L126 214V216H125V214H123L121 212V213H119L120 215L115 214V215H118V216H115L113 214L112 215L113 217H111V215H110L111 218H109L108 217L109 215H103L101 213L100 210H101L102 205L97 204V206H96V202L93 203L94 202L93 200L90 201V199H86L87 201H85V203H87V207H86L87 212L85 210V213L83 216L87 220H91V219L94 220L92 223H94L95 221L96 222L99 221L100 224H102L104 226V228L102 227V225L99 224V222L98 223L95 222L94 224H97L100 227V229L103 228L104 231L102 229L101 230L102 232L101 231L100 232L98 231L99 233L96 232L94 234L95 236L91 237L92 239L91 238H89V239L85 238V240L84 239H82V240L76 239L75 240V239L71 238L72 239V241H71L70 238H67L63 235L61 236V234H58V235L52 234V235L39 236V237L36 235H31L32 237L31 236H29V238L26 237L27 239L24 238L23 240H18V242L17 241L12 242V243L5 242L4 244L2 243V245H0V264H53V263L54 264H61V263L66 264V262L67 263H73V262L79 261L80 258L79 259L75 258V255H77L79 253L81 254L82 253L81 251H83L82 254L85 255V256L82 255L83 257L81 256V258L86 260L85 257H87V260L84 262H87L92 258L93 264L99 260H104L106 262V263L103 262L104 264H109V263H111V264H193V263H195V264L196 263L197 264H204V263L205 264L206 263L207 264H209V263L210 264H220V262H221V264H223V263L225 264L226 262H227V264H246V263L251 264L253 262H254L253 264H264V255H263V253H264V215H263L264 214V207H263L264 206V201H263L264 200V190L263 189H264V187L262 188V186H264V175H263L264 169H262V171H261L262 173L261 172L259 173ZM11 173L13 174V176ZM252 174L254 176H252ZM90 175H91L90 171H88V172H86L84 177H82L83 179L76 181V182L64 183V184L60 185L58 188H59V190L63 189L62 192H64V193H71V191L72 192L73 191L74 192H76V191L77 192H83L86 189L92 188L96 191H99L98 192L99 197L98 196L96 197V198H100L98 200L104 199V197L107 196V195H105L106 192L104 191V187H103L105 184L104 183L105 181H101V180L95 181L94 179L91 178ZM8 176H10V177H8ZM248 176L250 179L248 178ZM144 177H146V176H144ZM245 177L248 179H246ZM142 179H140V180L143 182V184L141 185L140 183H142V182L139 180L140 182L138 181V186L140 185V186L144 187L143 186L145 184L144 181H146V180H145V178H144V180H142ZM258 179H260V181ZM247 180H248V182H247ZM249 180H251V181H249ZM80 181H81V183H80ZM34 182H35V184L33 186H32V184H24V185L23 184H19V185L16 184L17 186L12 185V184H9V185H11V186H9L7 184L8 187L7 186L6 187L1 186V188L3 187V189L0 188L1 189L0 190V198H3V199H0V203L1 202H3V203H1V205H0V207H1L0 211L3 212L6 209H9L12 207L14 208L16 205H18V203L20 202V199H18V195L19 196H20V194L22 195L23 192L27 193V194H32V195L34 193L33 196H35V194H38L39 188L42 185V179H41V181L39 180V182H38V179H36ZM230 182H232L233 185ZM130 184L134 185V182H131ZM255 185H256V187H255ZM13 186H16V187L13 189ZM229 187H231V188H229ZM6 189L8 191H6ZM37 189H38V192H35V191H37ZM206 189H207V191H206ZM229 189L231 190V192L227 193L228 191H230ZM28 190L31 192H29ZM230 193H232V194L230 195ZM242 193H244V194L242 195ZM249 194H252V197H251V195L249 196ZM195 195L198 197H196ZM238 195H239V197H237ZM254 196H255V198H254ZM195 197H196V199H195ZM5 198H7L6 200L8 202H12V205H8L10 203L7 202L8 203L7 204ZM11 198H13V200L15 202L13 200H11ZM202 198L204 199V201ZM205 198H206V203L208 202L209 204H206V205L203 204L202 205V203H205ZM235 198L236 199L238 198V199L236 200ZM1 200H3V201H1ZM17 200H19V201H17ZM31 200H34V199L32 198ZM84 200L85 199H82L81 201L84 202ZM35 201L42 203V204H40V203L36 202V205L48 204L47 202H43L41 200H35ZM216 201H218V202L216 203ZM222 201H223V203H222ZM4 202L6 204L2 206V204H4ZM88 202L93 203L96 207L94 206L95 207L94 208L93 204H92V207H93V210H92L91 207H88V204H89ZM258 202H260L261 204ZM231 203L233 205H230ZM262 203H263V205H262ZM255 204H256V206H255ZM218 205H219V207H218ZM139 206L141 208H139ZM233 206H234V208H233ZM236 206L237 207L240 206V207L237 208ZM149 207H150V209H149ZM160 207H162V208H160ZM194 207H196V208H194ZM210 207H213V208H210ZM228 207H230V208H228ZM89 208L91 210H89ZM217 209H219V210L217 211ZM228 209L231 211H229ZM221 210H223V211H221ZM124 211H126L128 214ZM204 212H207L208 214L204 213ZM212 212H214V213H212ZM174 213H176V214H174ZM230 213H231V215H230ZM138 214H140V215H138ZM222 214H224V215H222ZM226 214H228V215H226ZM95 215H97V217ZM216 216L217 217L219 216V217L217 218ZM101 217H105V219H102ZM128 217H130V218H128ZM136 218H137L138 222H137ZM152 219H154V220H152ZM104 220H106V221H104ZM133 220H135V221H133ZM140 221L143 223H140ZM190 226H192V227H190ZM195 226H196V230H203V229L206 230L207 229V231L215 233V235L220 239L221 245L223 247H225L226 250L228 249V250H231V252L232 251L235 252V253L232 252L234 255L230 251H227V254H224L226 256L219 255V256H221V258H220L218 255H213L214 252L209 250V248L206 249V247L204 246V243L202 241L201 242H195L196 243L195 245L198 248H196L194 246V242H192L190 240L183 241V238H180V237H184L185 236L184 233H187V235H188V232H189L188 230L194 231L195 228H193V227H195ZM219 227H221V228H219ZM181 228L182 229L185 228L188 230H185V229L180 230L181 231V233H180L179 229H181ZM211 228L213 229V231H211L212 230ZM214 228H216V229H214ZM218 228H219V230H218ZM162 229H163V231H162ZM174 229L176 232H174ZM170 231H172V232H170ZM156 232L158 233V235H164V236H166L168 234L170 235V234H177L178 233V235L180 236L179 237L180 243L178 241L175 244L174 243L169 244V243H167V241L164 242V239L161 240L160 242H157V243L155 242V245L152 242L149 243L150 240L148 239L149 240V242H148V240H147V238H145V236L150 238V239L151 238L153 239L154 237L157 236ZM217 232L220 234H218ZM150 234H152V235H150ZM155 234H156V236H155ZM141 238H143L144 240H147L146 243L144 242V245L142 244L143 247L140 244V240H143ZM68 239H69V241H68ZM126 239H127V241H126ZM61 240L63 241V243ZM167 240L170 241L168 238H167ZM230 240H231V242L232 241L233 242L231 243ZM242 240H244V241H242ZM245 240H247V241H245ZM135 241H139L138 242L139 244ZM121 243L124 244V246L126 243H127L126 246H128L129 244H132V246H133L135 243V247H132L130 245L128 246V247H132L134 251L132 250L131 252H128V253H130V254H128V253H124L122 251L116 250V248L119 245L122 246ZM141 243H142V241H141ZM147 243H149V244H147ZM146 244L148 246H146ZM198 244H200V245L198 246ZM149 245L150 246L152 245V246L150 247ZM166 245H167V247H166ZM181 245H182V247H181ZM188 245H189V247H188ZM78 247L82 248V249L80 250ZM137 247H140V249H138ZM164 247L168 248V250H170V251H168ZM148 248L150 249V251ZM153 249L155 250V253H154ZM72 250H74L75 253ZM86 251H88L90 256L88 253H86ZM90 251H91V253H90ZM140 251H141V254H140ZM144 251L147 253H145ZM202 251H204V253ZM206 251H207V253H206ZM72 252L74 253V255ZM228 252H230V254L232 256L230 254H228ZM237 252L239 253V255ZM240 252H241V254H240ZM256 253H257V255H256ZM95 254H96V256L94 257ZM125 254H127V255H125ZM242 254H244V255H242ZM210 255H211V257L212 256L213 257L211 258ZM227 255H229V256H227ZM198 256L199 257L201 256V257L198 258ZM233 256H234V258H233ZM88 257H90L89 260H88ZM82 259H80V260L83 261ZM202 260H203V262H202ZM108 261H110V262H108ZM89 263H91V262H89Z\"/></svg>",
  "mask_w": 264,
  "mask_h": 264
}]
</instances>
